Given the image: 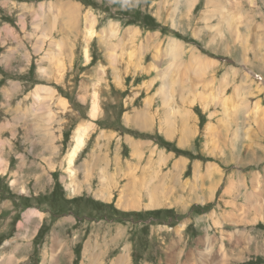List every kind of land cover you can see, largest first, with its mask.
<instances>
[{
  "label": "rangeland",
  "instance_id": "374dc122",
  "mask_svg": "<svg viewBox=\"0 0 264 264\" xmlns=\"http://www.w3.org/2000/svg\"><path fill=\"white\" fill-rule=\"evenodd\" d=\"M57 2L67 5L59 7ZM216 2L228 8L208 0H197L191 9L189 0H181L178 11L176 0H0V155L7 165L0 173V264H7L11 255L9 264H90L93 251L101 253L105 264L126 252L132 264H264V210L258 209L264 206V132H255L256 120L264 119V69L256 66L255 71L249 64L264 60V0ZM70 3L80 11L79 17L67 15ZM233 14L242 18L236 38L228 33V28L235 29L219 18ZM87 18L95 19L92 37L87 35ZM111 25L112 34L103 35ZM131 28L137 31L135 37L124 41ZM172 39L187 51L183 65L172 66V58L166 56ZM58 40L64 41L57 51L61 62L50 64L45 57ZM193 52L206 65L211 63L201 75L194 73ZM214 79L216 86L228 79L222 93L217 87L212 92ZM39 87L53 95L49 124L18 121L25 111L38 118L34 95ZM242 87L246 90L237 97ZM167 90L173 98L168 104ZM45 93L41 90L43 98L48 97ZM94 93L100 106L95 120L89 115ZM225 99L229 100L223 104ZM244 103L248 109L242 108ZM223 108L230 117H251L254 126L244 120L250 136L239 119L223 120ZM131 114L148 116L150 125L140 131L129 124ZM193 117L198 119L197 137L190 143L191 132L182 145L179 131L186 122L191 127ZM85 123L94 126L70 177L66 157L74 146L75 129ZM166 125L175 127L167 138L162 136ZM224 127L228 137L231 128L236 129L240 140L234 161L227 141L220 140ZM44 135H49L46 141ZM136 143H142L141 152L132 158ZM213 152H226V160L221 159L224 154L210 155ZM238 157L243 162L236 161ZM209 164L223 177L215 180L222 181L217 194L211 203L194 204L184 198V212L175 203L149 208L146 200L141 210H121L117 190L110 203L95 197L96 191L106 189L100 173L113 176L120 185L132 174L133 180L147 184L156 183L160 175L161 185L170 182L167 173L177 170L181 182H175L173 192L178 191V198L188 196L187 191L203 186L209 175L217 178ZM196 169L200 176H195ZM231 175L238 186L242 181L248 184L233 190L236 200L221 196ZM72 182H77L76 189L83 187L79 194L69 187ZM32 210L42 217L26 221ZM230 239L246 246L238 249ZM55 252L57 263L51 261Z\"/></svg>",
  "mask_w": 264,
  "mask_h": 264
},
{
  "label": "bare ground",
  "instance_id": "6f19581e",
  "mask_svg": "<svg viewBox=\"0 0 264 264\" xmlns=\"http://www.w3.org/2000/svg\"><path fill=\"white\" fill-rule=\"evenodd\" d=\"M209 1V4H211V5H215V6H217L218 8H220V9H226V8H228V6L226 5V4H219V3H217L216 1H220V0H208ZM237 1H240V0H237ZM180 2H181V0H176V11H178V9H179V5H180ZM58 3V5H59V7H61L62 5H67L66 3H59V2H57ZM197 3V0H189V4H188V8H193L194 7V5ZM71 4V6H66V9H69V12L67 13V15H72V16H74L73 18H77V17H79V15H81L80 14V11L75 7V6H72V3H70ZM83 16V15H82ZM86 17H88V16H91V15H89V14H86L85 15ZM237 16L235 15V14H233L230 18H227V16H225V15H221L219 18H220V20L221 21H225V22H228L229 24H230V26L232 27V28H234L235 29V31H232L230 28H228V33H229V36L231 37V38H236V36H237V27H238V24L241 22V17L240 18H236ZM56 19V18H55ZM87 21H88V28H87V35L89 36V37H92L93 36V34H94V25H95V19L94 18H92L91 20H89L88 18H87ZM263 25V24H262ZM114 27V25H111V27L109 28V31L107 32V31H105V32H103L102 34L104 35V34H107V36H109V35H111L112 34V28ZM263 27H264V25H263ZM60 32V31H59ZM137 32V31H136ZM136 32H135V29H129V30H127V38H125V40L124 41H131V39H133L135 36H133L134 34H136ZM65 33V32H64ZM59 34V33H58ZM59 36V35H58ZM261 36H264V32L262 33V35ZM243 40V42H244V39H242ZM257 40V39H256ZM62 42H64L63 40H58V41H53V43L51 44V52H49V54L47 55V57H45V61L46 62H50V64H54L55 63V61H56V63H60L61 62V60L59 59L60 57L59 56H61V54L59 55V52H57L58 51V49H60L61 50V43ZM148 46H149V44H148ZM147 45L146 46H144L145 47V49L143 48V50H144V52H146V48L148 47ZM60 53H62V52H60ZM165 53H166V56H169L170 58H172V60H173V64H172V66H179V65H183V63H184V56H185V54L187 53V51H184V49H183V46L181 45V43H179V42H177V41H175V40H171L170 41V43L168 44V47H167V50L165 51ZM63 55H64V53H63ZM155 57V56H154ZM62 58V57H61ZM50 60V61H49ZM190 60H194V62H195V65H194V67H195V71H194V73H196V74H198V75H201V72H206L207 71V69L210 67V65H211V63L209 62V64L208 65H206L204 62H205V59H203V58H201V56H199V55H197L195 52H193L192 53V57H191V59ZM243 60L244 61H242L243 62V64H248V62H247V60H245V57L243 58ZM249 60V59H248ZM250 61V60H249ZM251 62H255V63H251ZM47 63V64H48ZM55 63V64H56ZM64 63V62H63ZM249 64L250 65H252V68L255 70V71H257L256 69V66L257 67H261V66H263L262 67V69H264V60H262V61H260L259 59H255V60H253V61H250L249 62ZM65 65V64H64ZM155 65V64H154ZM54 66V65H53ZM58 66L59 67H62L63 66V64H61V65H59L58 64ZM172 66H171V69H172ZM247 66V65H246ZM135 67V66H134ZM245 67V66H244ZM250 68V67H249ZM256 68V69H255ZM259 71H261V70H259ZM43 72H45V71H43ZM248 73V72H247ZM250 73V72H249ZM253 73H256V72H254L253 71ZM263 73V72H262ZM48 74V73H47ZM184 80H186L187 78L186 77H184L183 78ZM227 80L228 79H226V81H223V80H221L220 82H219V86H216V85H214V84H216L217 82H216V80L214 79V80H212L211 81V90H212V92H214L215 91V87H217L218 89H219V91H220V93H222V91L224 90V88H225V86H226V82H227ZM197 82V81H196ZM238 86H240V85H238ZM184 90L185 91V89L183 88V87H181V90ZM41 90L42 91H44V92H46L45 93V95L46 96H48V95H50V93H51V91L48 89V88H45V87H39L37 90H36V94L34 95L37 99H38V104H39V106H38V114H37V119L33 116V115H35V113L34 112H32L31 114L30 113H26V111L22 114H20V115H18L19 117L17 118V120L18 121H22L23 120V122H24V120H31V123L33 124V125H37L38 124V121L39 120H41V122H42V124L43 123H46V124H49V116H51L52 115V110L49 108V99L51 100L52 99V97H53V95L52 96H48L47 98H43L42 96H41ZM246 89L244 88V87H242L239 91H238V93H237V97H240L241 96V94H244V93H242L241 91H245ZM161 92L163 93L164 91L163 90H161ZM217 95H219V94H217ZM164 96H165V100H166V102H167V104L168 103H170V102H172V95H171V93H170V91L169 90H167L166 92H165V94H164ZM58 99V98H57ZM40 100H42V101H40ZM85 100V99H84ZM91 100H92V107H91V110H90V113H89V115H90V118H92L93 120H95L96 118H97V116L99 115V113H100V106H99V104H98V97H97V93H94L93 95H92V98H91ZM229 100V99H228ZM227 99H225V100H223L222 102H223V104L226 102V101H228ZM58 101V100H57ZM151 100H148V102H150ZM65 102L66 101H64V103H62L61 104V102H57L58 104H57V106L59 107V106H62V105H64L65 104ZM259 103H261V102H258L257 104H259ZM256 104V105H257ZM150 105V103L148 104V106ZM261 105H262V103H261ZM56 106V107H57ZM67 106V105H66ZM65 106V107H66ZM64 107V109L63 110H65V109H67V107L65 108ZM150 107V106H149ZM248 107H249V104L248 103H244L243 105H242V108H245V109H248ZM257 108V107H256ZM258 109V108H257ZM223 110H224V113H225V115H226V118H229L230 117V113H229V111L227 110V109H225V108H223ZM259 110V109H258ZM41 111H47V114L46 115H44V114H42L41 113ZM262 111H263V109H262ZM244 112L246 113V111L244 110ZM264 112V111H263ZM249 114H251V112H250V110H249V112H248ZM253 115V114H252ZM257 115V114H256ZM260 115V114H259ZM263 116V115H262ZM169 118V117H168ZM251 117H249V119H247V117H246V115H245V120H247L249 123L251 122L252 123V125L254 124V122L250 119ZM150 118L149 117H145L143 120H144V124H143V126L141 127L142 129L143 128H147L149 125H150V123H151V121L149 120ZM256 120V119H255ZM17 122V121H16ZM83 123V122H82ZM256 124H257V126L255 125V127L256 128H258V129H260L261 130V133H263L264 132V119H260V120H256ZM93 126H94V124L92 123V124H87V123H85V124H81V125H79L76 129H75V131H74V133H73V144H74V146L71 148V151L68 153V155H67V163H68V165H69V169H68V172L70 173V177H73V171H74V162L76 161V159L78 158V155L82 152V150H83V148H84V146H85V144H86V139L88 138V136H89V132L93 129ZM254 126V125H253ZM174 128L175 127H173V126H171V125H166L165 126V131L168 133V136H170V135H173L174 134V132H175V130H174ZM163 129V128H162ZM188 129H189V127L187 126V124H184L183 125V127H182V129L179 131V134H180V140H179V142H180V144H182V145H185L186 143H187V138H188ZM209 131H211V129H208ZM28 132H29V130H28ZM29 134H30V132H29ZM42 133H40L39 132V135H41ZM33 135V134H32ZM38 135V134H37ZM53 135V134H52ZM52 135H50V136H52ZM34 136V135H33ZM162 136H164V132L162 133ZM207 136V135H206ZM46 137V135H44V137L43 138H45ZM48 137H49V135L46 137V139H45V141L48 139ZM56 137V136H55ZM164 138V137H163ZM54 140V139H53ZM52 142V141H51ZM55 142V141H54ZM135 145V146H134ZM133 145V147H132V149H133V152H132V158H137V156H139V152H141V151H139V149L141 150V148H142V143L141 144H134ZM36 147V146H35ZM1 148V147H0ZM255 150L252 152V154H253V157L256 155L255 154ZM1 153H3L2 151H1ZM212 154V153H211ZM210 154V155H211ZM215 154H220V152H215ZM234 154H236V153H234L233 152V155ZM160 157H162V155L161 156H159V158ZM236 157V156H235ZM235 157L234 156H231V161H234L235 160ZM229 159V158H228ZM242 161L243 162V160L241 159V157H238V160H236V161ZM47 161V160H46ZM249 162V161H248ZM116 165V164H115ZM177 165H178V163H177ZM182 166H183V164H182ZM181 166V167H182ZM197 166V168H199V164H197L196 165ZM213 166H208V168H209V172L210 173H213L214 171L217 173V178L216 179H213L212 180V178H213V176L212 175H209L208 176V178H209V180H208V182H206V184H204L203 186H201L200 188L198 187V186H200V185H198V186H195V189H191V191L189 190V191H187V192H189L190 194L188 195V196H185L184 194L183 195H181L179 198L177 197L178 196V191H175V192H173V185H175V182L178 180L179 182H181L180 181V178H179V174H178V170L177 171H171V172H169V173H167L166 175H168V176H166V177H168L167 179H168V181H170L169 183L166 181L165 183H163V184H161V185H157V182L158 181H160L159 179L161 178L160 177V175H159V177L157 176H155V178H154V180H158V181H156V183H148L147 184V182L146 181H139V180H133L132 179V177H133V174L129 177V180L127 179V181L125 182V183H123V185H120V184H116L115 183V180H114V177L113 176H111L110 178H108V176H107V174L106 173H100V176H99V181H100V184H101V187H103V188H105V186H106V189L105 190H98V191H96V193H95V197L96 198H98V199H100V200H102V201H105V202H107V203H110V198H111V193H113L115 190H117L118 191V195L120 196V200H119V208H121V210L123 209V210H126V211H133V210H138L139 208H142V207H145V205H143L142 206V202L143 201H147L146 203H147V205H146V207H152V208H158V207H162V205L164 204V202L165 203H175V204H177V207L178 208H182L180 211H182V212H184L183 210H184V206H182V204L184 203V198L188 201V200H190V201H188V202H194V204L195 203H200V201H210V203H211V201L213 200L212 198L214 197V195H215V193H216V190H217V188L220 186V182L222 183V181H215V180H217V179H221V178H223L222 177V174H221V172H220V170L219 169H215V168H212ZM178 168H180V166H178ZM177 168V169H178ZM6 170H7V165H6V163H5V161H4V159H3V157L0 155V173H2V174H4L5 172H6ZM131 170V169H130ZM195 170V169H194ZM197 170V169H196ZM159 171V170H158ZM157 171V172H158ZM102 172V171H101ZM105 172V171H104ZM150 172V171H149ZM156 172V171H155ZM160 172V171H159ZM196 172V177L197 176H200V169H198L197 171H195ZM204 172V171H203ZM208 172V171H207ZM180 173V172H179ZM205 174V173H204ZM86 175H88V173L86 174ZM90 175V174H89ZM208 175V174H207ZM142 176V175H141ZM150 176H151V174H150ZM163 176V175H162ZM165 176V175H164ZM181 176V175H180ZM202 176V175H201ZM86 177V176H85ZM139 177V176H138ZM142 178H144V177H142ZM165 178V177H164ZM163 178V179H164ZM153 179V178H152ZM205 179V178H204ZM225 179V178H224ZM166 180V179H165ZM223 180V179H222ZM242 180H244V179H242ZM105 181H107V182H105ZM112 181V182H111ZM227 185L225 186V189H222V190H224V195H221L222 196V198L224 197V196H228V197H230L231 199H235L236 198V194L235 193H233V190H235V189H239V188H242V186H243V189L245 188V187H247V185L248 184H246L245 183V181L243 182L242 181V183H243V185L242 184H239V186H238V184H236L235 183V179L233 178V176L231 175V177L230 178H228L227 179ZM155 182V181H154ZM225 182V181H224ZM238 182V181H237ZM84 183V182H83ZM161 183V182H160ZM186 183H188V182H185L184 184L186 185ZM196 183V182H195ZM204 183V182H203ZM239 183V182H238ZM253 183V182H252ZM76 184H77V182H76ZM76 184L74 183V182H72L70 185H69V187L73 190V192H75V193H77L78 192V194L80 193L79 192V190H81L83 187H81V189L80 188H78V189H76ZM110 184V185H109ZM181 184V183H180ZM183 184V185H184ZM251 185H253V184H251ZM108 186H110L111 188H112V190L111 191H109L110 190V188H108ZM205 186V187H204ZM255 186H257L256 184L254 185V188H255ZM179 187V186H178ZM182 187V186H181ZM187 188V187H186ZM190 188V187H189ZM224 188V187H223ZM102 189V188H101ZM109 189V190H108ZM175 189V188H174ZM177 189H179V188H177ZM176 189V190H177ZM180 189H182V188H180ZM184 189H185V187H184ZM183 189V191L185 192V190ZM90 191V190H89ZM180 191V190H179ZM171 192H172V195H171ZM186 193V192H185ZM181 194V193H180ZM217 194V193H216ZM114 195V194H113ZM230 195V196H229ZM231 195H235L234 197H232ZM255 195L257 196L258 194L257 193H254L253 194V197H255ZM247 197V196H246ZM252 196H251V198H253ZM264 197V196H263ZM262 197V201L264 200V198ZM143 199V200H142ZM254 199V198H253ZM236 200V199H235ZM256 200V199H255ZM261 200H258L256 203H260V202H262ZM187 201H185V202H187ZM228 203V202H227ZM236 203V202H235ZM186 204V203H185ZM188 204H190V203H188ZM229 204V203H228ZM233 204V203H232ZM251 204V203H250ZM179 205V206H178ZM184 205V204H183ZM193 205V204H192ZM258 205V204H257ZM186 206H187V204H186ZM185 206V207H186ZM188 207V206H187ZM191 207V206H190ZM229 207V206H228ZM233 207V206H232ZM235 207V206H234ZM189 208V207H188ZM258 209H261V210H264V206L262 207V206H258ZM139 210H141V209H139ZM241 210V209H240ZM239 210V211H240ZM255 214H258V213H255ZM27 217H26V221H28L29 220V218L31 217V216H37V217H42V215H40V212L39 211H29L28 212V214L26 215ZM225 217V216H224ZM218 218V217H217ZM258 217H254V220L256 221V219H257ZM223 219V218H222ZM233 219H235V218H233ZM252 221V220H251ZM218 222H221V223H218ZM218 222H215L216 224H219V225H221L222 224V221H218ZM251 223V222H250ZM185 226L187 225L186 223L184 224ZM184 225H182L181 226V229H180V232H181V230L183 229V227H184ZM179 229V228H178ZM121 231V230H120ZM183 231V230H182ZM97 235V234H96ZM107 235V234H106ZM119 235V234H118ZM120 237H121V235H119ZM114 237V236H113ZM105 239V238H104ZM107 239V238H106ZM113 240V239H112ZM208 240V239H207ZM97 242H98V240H96ZM121 241V240H120ZM238 239H230V244H232V245H234L235 247L237 246V248L238 249H240L241 247H245V246H243V244L241 243V242H239L240 244H238ZM91 242V241H90ZM107 242V241H106ZM119 242V241H118ZM213 242V241H212ZM62 243V242H61ZM92 243V242H91ZM90 243V244H91ZM208 243H209V245H208V247L210 248V242L208 241ZM95 244V243H94ZM99 244V243H98ZM106 244V243H105ZM108 244V243H107ZM111 244V243H110ZM93 245V244H92ZM8 246V245H7ZM97 246V245H96ZM110 246V245H109ZM116 246V245H115ZM89 247V246H88ZM102 247V246H101ZM208 247H207V249H208ZM90 248H88V250H89ZM94 249V248H93ZM127 249V248H126ZM242 249V248H241ZM10 250V249H9ZM95 250V249H94ZM99 250V249H98ZM209 250V249H208ZM235 250H236V248H235ZM246 250H247V248H246ZM11 251V250H10ZM14 251V250H13ZM68 251V250H67ZM233 251V250H232ZM18 252V251H17ZM91 252V251H90ZM238 252V251H237ZM85 253H87V251L85 252ZM93 253V255L90 257V264H105V258H102L101 257V253L99 254V256H97V254L95 255V253H97V251H93L92 252ZM54 255L52 256V262H55V263H57L58 262V257H57V255H56V252L55 253H53ZM89 254V253H88ZM240 254H241V251H240ZM239 254V255H240ZM45 255H46V258L48 257L49 258V255H47V253H45ZM232 256V255H231ZM11 257V259H12V255L10 256ZM105 257V256H104ZM6 258H8V257H6ZM47 258V259H48ZM244 258V257H243ZM3 259V258H2ZM10 259V260H11ZM87 259H88V257H87ZM9 260V261H10ZM237 260V259H236ZM8 261V260H7ZM9 261H8V263L7 264H9ZM45 262V264H46V261H44ZM206 263H207V261H205ZM111 264H132V262L128 259V253L126 252L124 255H122V256H120L119 258H117V259H115V260H113L112 262H111Z\"/></svg>",
  "mask_w": 264,
  "mask_h": 264
},
{
  "label": "crops",
  "instance_id": "0c3cea01",
  "mask_svg": "<svg viewBox=\"0 0 264 264\" xmlns=\"http://www.w3.org/2000/svg\"><path fill=\"white\" fill-rule=\"evenodd\" d=\"M150 102H148L147 104H146V106H148V104H149ZM243 113L244 114H246L244 111H243ZM136 114V113H135ZM135 114L134 115H130L129 117H127L128 119V121H131V122H129V124L130 123H132V126L133 125H135V127H137V126H139V130L140 131H143L144 130V128L142 129L141 127L143 126V124H144V118H145V116H143V115H139V117H137L136 118V116H135ZM222 115H223V120H230V119H233V118H237L236 116H233V117H229V118H226V115H225V113H224V110L222 109ZM148 117V116H147ZM237 119H239V121L240 122H244L245 123V117H243V116H240L239 118H237ZM236 119V120H237ZM150 121H151V118L149 119ZM245 120V121H244ZM197 121H198V119H197V117H193V118H191V120H190V123H191V127H190V124L188 123V122H186V124H187V126L189 127V129H188V138H187V143H188V141H189V139H190V137H191V132L192 133H194V138H192L191 140H190V143L192 142V141H194L195 139H196V137H197V135H196V132H197ZM251 123V122H250ZM242 124V123H241ZM252 124V123H251ZM245 125H246V127L244 128V130H248V134H249V136H250V131H249V124H247V123H245ZM224 130H223V132L221 133V138H220V140L221 141H227V143L225 144V146L226 147H229V149H231L230 151H231V153H232V156H233V152L234 153H237L236 152V149L238 148V143H239V139H237V137H236V129H232L231 128V133L229 134V137H228V135H227V133L229 132V130L226 128V127H224L223 128ZM252 129V128H251ZM253 130V129H252ZM139 131V132H140ZM166 132V131H165ZM164 132V136L167 138V136H168V133L166 132L165 133ZM210 132L211 131H209L208 130V132L206 133V135L207 136H209L210 135ZM233 132V133H232ZM253 132H254V130H253ZM255 132H259V133H257V136L259 135V134H261V130L260 129H256V131ZM242 134H243V129H242V132H241ZM245 134V133H244ZM179 136H180V134H179ZM241 136V135H240ZM248 138H251V137H248ZM179 140H180V138H179ZM233 145H235L234 147H233ZM221 154H224V155H221ZM212 156L213 155H215V152H213L212 154H211ZM217 156H219V155H221L222 156V158L221 159H225L226 160V157H224L225 155H226V152H224V153H222V152H220V154H216ZM225 163H227V161H224ZM236 163H239V162H236ZM210 166H213L212 168H215V169H218L217 167H216V165H214V164H209ZM208 165V166H209ZM204 184H206V182H204ZM258 186V185H257ZM202 203H205V202H208V201H201ZM196 204V203H195Z\"/></svg>",
  "mask_w": 264,
  "mask_h": 264
}]
</instances>
